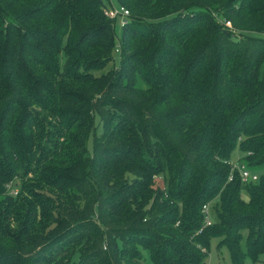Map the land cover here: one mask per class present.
<instances>
[{"label": "trees", "instance_id": "obj_1", "mask_svg": "<svg viewBox=\"0 0 264 264\" xmlns=\"http://www.w3.org/2000/svg\"><path fill=\"white\" fill-rule=\"evenodd\" d=\"M115 2L119 36L103 0H0V264H257L264 175L229 161L264 165V0Z\"/></svg>", "mask_w": 264, "mask_h": 264}, {"label": "rangeland", "instance_id": "obj_2", "mask_svg": "<svg viewBox=\"0 0 264 264\" xmlns=\"http://www.w3.org/2000/svg\"><path fill=\"white\" fill-rule=\"evenodd\" d=\"M103 1L105 4H107L106 5L107 7L110 5H113L115 7L119 6L118 3L115 2V0H103ZM121 20H122V17L120 15L114 18L115 32L117 36H119L121 33ZM118 64H119V56L115 52L113 62L110 65H108L103 71H99L98 74H101L102 72L105 73L107 71H112V68H114L115 66H118ZM60 65L62 68L65 67V54L64 53H61L60 55ZM88 146L90 150L93 148L92 139L89 140ZM242 155L243 153L240 147L237 146L231 154V160L242 162V160H240ZM250 170L258 173L259 176L264 175V165L259 166L257 168H250ZM14 193L16 194L17 190H14ZM53 240H57L58 242L57 246L55 247H56V250L59 251V253L61 254L62 259H64V255L69 257V255L72 252H76L77 250L83 251L82 250L83 241L80 240L78 237L77 238L71 237L69 239L68 238L66 239V236L62 238L56 236L55 238H53ZM143 256H144L145 262H147L148 264H152L151 258L149 257L147 251H143ZM261 260H264V252H262L259 255V261L257 262V264H260ZM65 261L66 260H63V263H60V264H66L67 261L66 262ZM206 264H232L230 250L226 244H220V238L214 237L211 239L210 246L207 252ZM243 264H255V263L253 262L252 258L249 255H246L244 258Z\"/></svg>", "mask_w": 264, "mask_h": 264}, {"label": "built area", "instance_id": "obj_3", "mask_svg": "<svg viewBox=\"0 0 264 264\" xmlns=\"http://www.w3.org/2000/svg\"><path fill=\"white\" fill-rule=\"evenodd\" d=\"M104 13L109 16L110 18L114 19L118 15L122 17L121 20V25H123L126 22V17L129 16V10L120 5L118 7H115L113 5H110L104 9ZM224 23L226 26L231 27V22L229 20H224ZM229 164L232 167V170L237 169L238 172L240 173L241 179L243 182H250V181H256L259 177L258 173L251 171L244 162H238V161H229ZM233 178V174L229 176V179L231 180ZM204 213H205V220H204V225L201 229H199L198 232H201L202 229L205 226L211 225L212 224V218L210 214V209L209 205L204 206Z\"/></svg>", "mask_w": 264, "mask_h": 264}]
</instances>
